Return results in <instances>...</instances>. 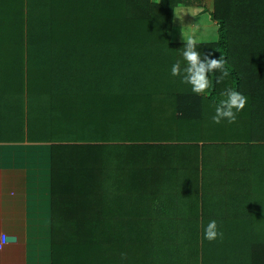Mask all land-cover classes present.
I'll return each instance as SVG.
<instances>
[{
  "label": "trees",
  "instance_id": "obj_1",
  "mask_svg": "<svg viewBox=\"0 0 264 264\" xmlns=\"http://www.w3.org/2000/svg\"><path fill=\"white\" fill-rule=\"evenodd\" d=\"M201 2L0 0V109L51 144L50 264H264V0H215L197 51L230 76L198 95L168 33ZM227 87L247 102L215 124Z\"/></svg>",
  "mask_w": 264,
  "mask_h": 264
},
{
  "label": "crops",
  "instance_id": "obj_2",
  "mask_svg": "<svg viewBox=\"0 0 264 264\" xmlns=\"http://www.w3.org/2000/svg\"><path fill=\"white\" fill-rule=\"evenodd\" d=\"M214 2L176 7L168 33L171 43L184 44L183 38L188 37L179 33L191 35L197 44L215 42L218 27L210 17ZM173 33L180 38L174 41ZM50 174V143L30 142L26 131L0 137V264H50L45 240V226L50 224Z\"/></svg>",
  "mask_w": 264,
  "mask_h": 264
},
{
  "label": "clouds",
  "instance_id": "obj_3",
  "mask_svg": "<svg viewBox=\"0 0 264 264\" xmlns=\"http://www.w3.org/2000/svg\"><path fill=\"white\" fill-rule=\"evenodd\" d=\"M184 46L182 51V61L177 60L170 69L172 76H181L182 83L190 85L191 91L195 94H204L206 90L212 87L210 75L214 72H219L220 75L216 77L215 83L220 84L226 77L230 76V72L226 68V61L220 57L212 58V54H201L197 51L198 45L196 40L189 35L184 39ZM221 98L214 105V114L211 120L215 124L222 121L227 123H234L239 113L247 102V97L239 91L227 87L220 94ZM221 233L217 230V223L215 220L209 221L204 229V236L208 240L215 239Z\"/></svg>",
  "mask_w": 264,
  "mask_h": 264
},
{
  "label": "rangeland",
  "instance_id": "obj_4",
  "mask_svg": "<svg viewBox=\"0 0 264 264\" xmlns=\"http://www.w3.org/2000/svg\"><path fill=\"white\" fill-rule=\"evenodd\" d=\"M179 34L182 35L183 37H188V34L187 35L184 33L183 34L179 33ZM179 34L176 35V33H173V40L174 41H176L180 38ZM196 39H199V36L196 37ZM179 51L180 50H178L177 52H179ZM20 100L25 102L26 98L20 97ZM16 119H17V123L20 127H17L11 123V121H13V118L8 117L7 111H5V108L0 109V137L11 138L13 136H17V134H24L26 128L28 127L27 122L25 120V117L24 118H16ZM29 136L33 140L51 139L46 134H41V133L33 132V131L29 133ZM217 140H219V139H217Z\"/></svg>",
  "mask_w": 264,
  "mask_h": 264
},
{
  "label": "built area",
  "instance_id": "obj_5",
  "mask_svg": "<svg viewBox=\"0 0 264 264\" xmlns=\"http://www.w3.org/2000/svg\"><path fill=\"white\" fill-rule=\"evenodd\" d=\"M3 248V245H0V249H2Z\"/></svg>",
  "mask_w": 264,
  "mask_h": 264
}]
</instances>
